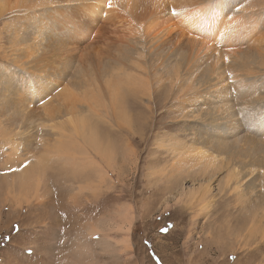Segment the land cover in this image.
<instances>
[{
  "label": "rangeland",
  "instance_id": "obj_1",
  "mask_svg": "<svg viewBox=\"0 0 264 264\" xmlns=\"http://www.w3.org/2000/svg\"><path fill=\"white\" fill-rule=\"evenodd\" d=\"M42 1L0 0V264H264V0ZM199 8L221 36L165 33ZM131 63L126 122L82 113L112 168L79 143L84 168L53 158L39 197L8 190L42 106L56 115L64 87L79 104Z\"/></svg>",
  "mask_w": 264,
  "mask_h": 264
},
{
  "label": "bare ground",
  "instance_id": "obj_2",
  "mask_svg": "<svg viewBox=\"0 0 264 264\" xmlns=\"http://www.w3.org/2000/svg\"><path fill=\"white\" fill-rule=\"evenodd\" d=\"M38 1L40 4L43 2L42 0H38ZM111 2H117V0H112ZM126 5L129 8V10L132 11L135 7L134 0H126ZM91 7H93L91 11L93 15H96V13L101 10L100 6L96 3L91 4ZM175 12L176 11H171L170 15L174 14ZM177 17L178 18L176 20H173L169 25H166L163 28L166 34L170 33L177 27L187 29V32L189 33H196L202 36L210 37L212 39H215L217 38V36H221L222 34V30H220V22H218L219 21L218 18L215 17L208 19L207 14L205 13V9L202 8L195 9L185 14H178ZM183 33L184 32H182L181 34ZM33 41L35 44L37 38H33ZM47 42L49 41L47 40ZM133 55H138V52L130 49H124L123 51L119 50L115 60L119 59L122 56L123 62L130 60L132 61ZM138 66L139 65L131 63L128 65V67L131 68L121 67L120 73L117 74H115V69L111 68V71L108 73V77L110 79L105 80L104 82V91L103 92L100 91L97 84H93L92 89L90 90H88L89 88L86 87V89L81 94L82 102L79 104L63 103V100L69 99L71 95L67 91V88L64 87L63 91L65 92L61 93L59 99L56 101L57 105H55V107L53 108L59 111V112L56 111L58 113V114L56 113V115H52V112H50L52 110L50 109L51 107L46 105L42 106V112L44 116L39 117V124H41L42 127L46 128L47 132L45 131L44 133H41L42 134L41 137L37 136L40 142L38 145V149H35L36 153L35 151H33V153H31L28 159L25 160L26 162L25 165L21 169H19L20 173H17L14 177H12V184L8 186V190H11L12 188H14V186H18L19 192L27 199L28 196H31V194L33 195V198L35 197V199L36 197H39L38 192L39 190L41 191L40 184L41 182H43L44 175L48 172V168L51 167V164L53 163V158L58 160L62 159L69 166H71L73 170L74 169L78 170L80 168L79 166H82L84 168L85 166H83V164H79L80 163L79 159L83 160V163H86L85 158H80L77 154L78 152L80 153L79 143H84L85 150L87 147L88 150L94 151L95 155L98 154L101 158H103L107 166L108 167L110 166L112 168L113 166L112 161L114 160L112 153L110 151L103 150L101 148V146L99 145V141L97 139V135L95 133L90 132V134L89 133L88 135L86 134L89 131L86 130L85 128L87 127L86 119L84 118L85 113L83 116L82 113L88 111L91 112L89 118L96 116L99 117L101 114L108 115V113H111L112 115H116V120L125 123L128 116L126 112L127 110L122 105V102L126 104L127 97L129 98V96L132 94L131 86L135 84L132 79L134 77V71L137 69ZM7 82L9 81L7 80L0 81V85H1L0 90L2 89L0 95L3 94V97L5 96L4 91L7 89V87L2 85L6 84ZM37 82L39 87H44L47 84L45 80L37 81ZM40 92L38 96L40 95ZM44 95L48 96L47 94ZM0 107L10 108L9 106H5L3 104H0ZM60 112L62 114H59ZM63 117H65L63 121L54 124L51 123V121L54 120V118L59 119ZM96 122L97 121L92 122L94 126L92 130L97 126ZM122 123L120 122L118 125H122ZM54 129L57 131L55 132ZM49 130L50 132L52 131L51 133L52 136H50V134L48 133ZM2 131L4 133V129ZM17 145L18 143L13 142V148L11 150L17 149L16 148ZM205 148H207V146ZM28 150L30 149L28 148ZM86 154L88 153L86 152ZM213 155L212 156L209 155L210 157L207 155L208 157H206V159L214 161ZM196 157L198 159L199 156ZM90 162H92V164L95 167L97 165V167L100 168L96 162H93L92 160H90ZM196 164L198 166V163ZM204 164L205 162H203L202 160V165ZM81 171L83 172V170ZM80 189L81 187L79 188V190ZM257 221H259V219ZM254 232H255L254 229L252 228L249 229V235L253 236Z\"/></svg>",
  "mask_w": 264,
  "mask_h": 264
},
{
  "label": "snow or ice",
  "instance_id": "obj_3",
  "mask_svg": "<svg viewBox=\"0 0 264 264\" xmlns=\"http://www.w3.org/2000/svg\"><path fill=\"white\" fill-rule=\"evenodd\" d=\"M225 59H227V57H225ZM162 231H167V227H165L164 229H161Z\"/></svg>",
  "mask_w": 264,
  "mask_h": 264
}]
</instances>
